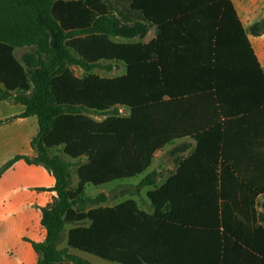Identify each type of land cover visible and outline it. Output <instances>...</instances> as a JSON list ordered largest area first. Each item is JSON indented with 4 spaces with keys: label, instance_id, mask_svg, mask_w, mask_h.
Instances as JSON below:
<instances>
[{
    "label": "trees",
    "instance_id": "1",
    "mask_svg": "<svg viewBox=\"0 0 264 264\" xmlns=\"http://www.w3.org/2000/svg\"><path fill=\"white\" fill-rule=\"evenodd\" d=\"M129 2L126 14L110 0H0V100L33 87L15 101L25 106L21 116L36 115L39 125L32 139L36 156L18 155L0 172L24 158L56 178L58 198L42 210L46 240L33 243L38 264H92L70 248L116 264H264V213L257 210L264 184L223 158L226 120L247 112L248 94L261 113L255 126L264 127V72L231 3ZM204 13L222 18L206 23ZM152 26L157 34L149 42L117 40L144 38ZM263 32L264 20L252 26L253 35ZM27 45L36 50L23 64L14 50ZM103 60L124 62L125 74L79 77L65 65L91 70ZM118 106L129 114L120 115ZM97 113L110 115L98 121ZM184 137L196 141L194 152L176 158V171L158 186L161 173H146L155 154ZM60 146L71 158H85L76 187L68 163L47 154ZM190 148L185 142L170 154ZM142 174L138 187H153L147 193L152 212L134 198L74 207L76 200H107L106 193L86 197L88 183Z\"/></svg>",
    "mask_w": 264,
    "mask_h": 264
},
{
    "label": "crops",
    "instance_id": "2",
    "mask_svg": "<svg viewBox=\"0 0 264 264\" xmlns=\"http://www.w3.org/2000/svg\"><path fill=\"white\" fill-rule=\"evenodd\" d=\"M202 1L206 5H211L214 4V1L218 0ZM226 1L231 3L247 37L250 50L253 51L258 64L264 72V32L259 35L252 34V26L264 20V0ZM127 8L128 12H122L130 14V2ZM205 10L208 11L207 8ZM116 11L118 12V10ZM221 18L222 15H208V13L202 15V21L206 23L213 19H217L220 22ZM210 22L212 23V21ZM213 22L215 23V21ZM121 39L124 42H135L124 38ZM234 46L232 45L235 55L236 49ZM24 110L25 106L21 103L9 101L6 98L0 100V170L18 155L29 157L36 155L35 149L32 146V139L39 131L38 119L36 115L21 116ZM245 115L248 114L230 116L228 119L237 120V118H243ZM228 130L234 135H239L241 127L230 126ZM243 130L248 131V128L243 127ZM231 141V139L227 141L229 146L232 144ZM261 141L262 139L258 144L254 145L251 143L246 147L244 144L236 142L235 139L233 144L236 143L237 146L229 149L230 153L231 151L235 153L232 154L235 158L233 156H230V158L236 160V164H242L244 161L249 166L254 164L261 166ZM185 142L191 144L190 150L181 153L183 156L181 158L178 155L174 156L180 158V160L187 158L190 151L194 152L197 144L191 137H184L167 144L163 150H159L155 154L153 162H156L162 151H165L167 148L172 149L176 145ZM227 147L223 150L224 159H227L225 156V149ZM245 150L248 153H245ZM186 153L187 155L184 156ZM223 158L221 160H224ZM153 170H158L161 173L158 178L159 180L162 177L163 168L155 164L151 171ZM174 172H166L165 176L158 181V186L164 184ZM145 174L142 175L144 176ZM55 185L56 178L51 170L39 164L29 163L24 158L16 160L9 168L0 172V264H38L39 255L33 243H41L46 240L47 230L42 224V210L52 205L58 198ZM151 189L153 187H150L149 190ZM257 210L260 213H264V209H260L259 206ZM259 223L264 225V221L259 220ZM70 249L76 251V249Z\"/></svg>",
    "mask_w": 264,
    "mask_h": 264
},
{
    "label": "rangeland",
    "instance_id": "3",
    "mask_svg": "<svg viewBox=\"0 0 264 264\" xmlns=\"http://www.w3.org/2000/svg\"><path fill=\"white\" fill-rule=\"evenodd\" d=\"M110 3L112 4V6L116 10H118V12H120V11L128 12L127 6L129 3V0H110ZM156 34H157V28L155 26H152L146 37L135 38V39H131L130 41L149 42L152 38H154L156 36ZM117 40L121 41L122 39L120 38ZM35 50H36V45H34V46L27 45V46L17 47L14 50V55L16 56V58L18 60H20L23 64H25L26 57L28 55H31L32 53H34ZM71 56H72L73 60L74 59L76 60L79 58L78 53L74 49H71ZM44 57L46 58V56H44ZM45 58H42V59L39 58V60L44 61ZM108 64L113 65V68L107 69L106 66ZM65 65L69 66V68L72 69L74 71V73L79 77H84V76H87L89 74H97V75H100L102 77H117V76H121V75L125 74L126 69H127V66L124 62L105 61V60L101 61L98 65H96L91 70H86L85 68H83L78 63L70 62V61H66ZM28 71H30L29 68H28ZM32 89H33V87H31V89L25 90V91L19 90V91L12 92L11 96L7 97V100L17 102L15 100L19 96L30 95V93L32 92ZM252 97H253V94H248V96L245 98L246 101L243 102L245 105H247V108H248V110L245 114H248V115L250 114L249 116L245 115V117L237 118V120H235V119H227L226 120L227 134L229 136L228 140L231 139L232 144L230 146L228 145V147L226 146L227 148L225 149V156H226L228 162L232 163L238 170H240L243 173L244 176H246L248 179H250V181H252L254 183H263L264 184V165H263V161H264V127H262V129L261 128L257 129V127L255 126V124H257V122L260 119L261 113L259 111H255V109L252 107V105H253ZM17 103H19V102H17ZM116 111L120 115H128L130 112L129 109L127 107H124V106H118L116 108ZM109 115L110 114H100V113L99 114L98 113L92 114L93 118L95 120H98V121L104 120ZM230 126L241 127V132L239 133V135H234L232 132L230 133V131L228 130V127H230ZM243 127H247L248 131H244ZM235 139H236V142H238V143L240 142V144H244L246 147L249 146V144H251V143L254 145L258 144V142L262 139V141H261L262 165L259 166L258 164H254V165L249 166L244 161L242 164H239V163L236 164L235 163L236 160L230 158V156L234 157V155H232V154H235V153H232V151L230 153V150H229L233 146H237L236 143L233 144ZM256 147H258V146H256ZM240 148H242V147H240ZM170 151H171V148H167L165 151H162V153L156 159V162H153V165L147 170V172H150L153 169V167L155 166V164H157L158 167H162L163 168L162 177L158 181H160L163 178V176H165L166 172H168V173L174 172L177 169L178 162L176 161V156H173L172 154H170ZM191 153H192V151H190V154ZM245 153H248V151H246ZM47 154L49 157H58V158H61L68 163V169H69L70 174H71L72 186L73 187L78 186L79 179H78L77 169L81 163L85 162V158H71L70 156H68L64 152L63 146L51 148L48 150ZM185 155H187V153L184 154V156ZM257 155H258V153H257ZM178 156L180 158L183 157L181 154H179ZM142 177H143V175H137V176L132 177V178L115 180L111 183H108L105 185H99V186H95L91 183H88V184H86L85 190H84V194L86 197H89L90 199H94L100 193H106V195L108 196L107 200L102 202V203L95 202L94 200H76L74 207L79 208V209L88 210L91 207H96L99 205H107V206L116 205V204H118V203H120V202H122L128 198H134L137 200L141 209H143L145 211H152L151 202H150L148 195H147L150 187H148V186L138 187V183ZM263 203H264V194L261 195L258 199V204H259L260 209L262 208ZM75 225H76V223H71V224H67L65 226L64 232H63V239L59 245L60 248H64L67 246L68 231L70 228H72ZM69 252L73 255H76L77 257H79L83 260L91 262L92 264H116V263H111V262L105 261V260H103L97 256L92 255V254L83 253V252H80L77 250L75 251V250L69 249Z\"/></svg>",
    "mask_w": 264,
    "mask_h": 264
}]
</instances>
